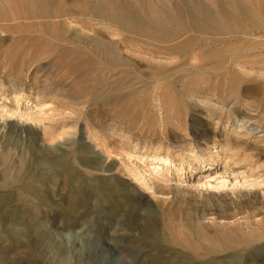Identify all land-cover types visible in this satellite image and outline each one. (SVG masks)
I'll list each match as a JSON object with an SVG mask.
<instances>
[{
    "label": "rangeland",
    "instance_id": "obj_1",
    "mask_svg": "<svg viewBox=\"0 0 264 264\" xmlns=\"http://www.w3.org/2000/svg\"><path fill=\"white\" fill-rule=\"evenodd\" d=\"M4 23L0 22V264H55L60 257L49 242L69 246L78 244L92 227L104 232L116 228L114 236L129 228L131 217L119 215L124 197L108 191L113 184L101 173L80 166L82 142L115 163L116 187L131 191L144 206L151 203L166 210L173 195L236 199L248 194L264 200V170L256 161L233 163L223 154L214 158L211 168L207 162L197 163L201 151L215 157L217 149L233 150L231 146L237 155L257 153L264 160V147L259 148L264 143H237L213 124L203 133L201 109L187 97L192 92L207 95L214 105L230 108L220 114L224 121L234 111L264 118V96L259 95L264 86L253 94L247 89L264 81V63L232 65L239 74L236 81L222 72L163 89L114 92L100 82L101 70L110 64L107 59L70 44L63 47L37 27L8 22L6 28ZM113 65L124 67L114 60ZM149 143L153 145L147 149ZM173 145H182V150ZM32 172L40 174L39 183L20 182Z\"/></svg>",
    "mask_w": 264,
    "mask_h": 264
},
{
    "label": "bare ground",
    "instance_id": "obj_2",
    "mask_svg": "<svg viewBox=\"0 0 264 264\" xmlns=\"http://www.w3.org/2000/svg\"><path fill=\"white\" fill-rule=\"evenodd\" d=\"M0 22L37 27V32L60 40L63 47L70 44L80 48L79 52L86 49L107 59L110 64L101 70L100 82L114 92L139 87L163 89L185 79L219 76L222 72L236 81L239 74L235 75L232 65L264 63V0H5L0 2ZM133 57L172 62L147 64ZM113 60L124 67L117 68ZM263 86L264 81L247 89L253 94ZM259 95L264 96V92ZM187 97L201 109L203 133L213 124L237 143H264L263 117L234 111L233 117L224 121L220 114L224 110L229 113L230 108L214 105L207 95L192 92ZM84 144L80 166L101 173L102 179L113 184L106 185L108 191L124 197L125 207L119 215L127 214L131 224L115 236L116 228L104 232L92 227L78 244L49 242L60 257L55 264H264L263 199L248 194L236 199L173 195L172 206L160 211L151 203L141 204L131 191L117 188L115 163ZM160 146L158 143L155 148ZM173 147L182 150V145ZM221 148L215 157L201 151L200 160H195L207 162L211 168L217 162L214 158L224 154L233 163L256 161L264 170V160L257 153L237 155L235 147ZM27 181L39 183L41 176L32 172L20 182Z\"/></svg>",
    "mask_w": 264,
    "mask_h": 264
}]
</instances>
